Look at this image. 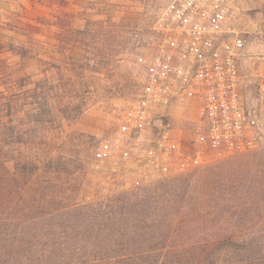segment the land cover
Masks as SVG:
<instances>
[{
	"label": "rangeland",
	"instance_id": "374dc122",
	"mask_svg": "<svg viewBox=\"0 0 264 264\" xmlns=\"http://www.w3.org/2000/svg\"><path fill=\"white\" fill-rule=\"evenodd\" d=\"M167 3L0 0V91L20 92L9 142L0 149L8 166L0 159V217L9 226L6 231L0 222V264L71 262L76 255L60 260L53 242L81 231L70 228L79 214L69 209L87 204L103 216L136 212L143 221L135 245L104 243L95 250L86 241L88 251L138 253L125 264H264V141L161 190L149 185L156 202L147 206L139 188L109 180L93 165L95 149L117 127L119 104L141 88L145 69L138 57L155 52L153 27ZM247 8V19H254L245 30L255 48L264 8ZM197 105L172 111L185 138ZM52 213L63 216L61 225L49 221Z\"/></svg>",
	"mask_w": 264,
	"mask_h": 264
},
{
	"label": "built area",
	"instance_id": "2783aa9c",
	"mask_svg": "<svg viewBox=\"0 0 264 264\" xmlns=\"http://www.w3.org/2000/svg\"><path fill=\"white\" fill-rule=\"evenodd\" d=\"M245 0H168L156 50L138 57L141 88L119 104L117 127L94 152L107 179L141 188L186 175L264 141V16L253 48ZM197 101L189 138L172 111Z\"/></svg>",
	"mask_w": 264,
	"mask_h": 264
},
{
	"label": "trees",
	"instance_id": "16d2710c",
	"mask_svg": "<svg viewBox=\"0 0 264 264\" xmlns=\"http://www.w3.org/2000/svg\"><path fill=\"white\" fill-rule=\"evenodd\" d=\"M20 95V92L17 91H11L10 93H6V90L0 91V149L7 146L10 138V117L13 114V105H15V101L18 100V96ZM0 159H3L1 161L2 166L4 169H8L7 166V159L6 157L0 156ZM22 161V158L20 159V163ZM39 163V162H37ZM184 177H171L164 179L162 181H159L153 185L158 186L157 189L161 190V186H165L166 183H173V182H181L183 181ZM151 186L141 187L139 188L142 191L144 199L147 201L144 202V206L147 205H153L156 201L151 200L150 193H151ZM155 187V186H154ZM147 196V197H146ZM142 197V198H143ZM162 204L167 206V203L161 202ZM136 204V203H134ZM124 205V204H123ZM72 210L69 212L76 211L79 214V217L84 214V217H78L75 220L71 221L70 228L77 230L80 229L81 231L79 233H74L72 230L74 236H66L64 239H61L60 237H56L54 239L53 244L58 245V251L60 257L59 259H64L66 257H70L73 254L76 255L71 259V262L68 264H79L81 261V264H102L101 262L105 264H113L114 262H117L116 264H125L124 262L131 261L134 262L136 258H138V253L134 252H128V253H120L118 252H96V251H88L86 246V241L94 248L99 247L101 244L106 243L107 245H111V248L113 249H119L116 248V245L118 247L124 245L122 244V241L124 243L128 242L129 244L135 245L137 242V238L139 237L138 230L140 229L139 225L143 222L136 218L137 213L132 212L130 215L126 212H122V215H106L103 216L102 213L96 209V206L93 204H87V205H81L79 208L73 206L71 207ZM136 208V206L134 207ZM140 208H137L133 211H137ZM150 213V212H149ZM53 214V213H52ZM124 214H127L124 216ZM148 216V215H147ZM146 216V217H147ZM49 221H55L58 222L61 225L60 219L63 218L62 215H48ZM135 219V221L128 223V219ZM145 217V218H146ZM17 221V220H16ZM0 222L2 223V227L4 230L9 231L8 226V219L0 217ZM126 223V224H123ZM26 225L27 223L25 221L21 222V225ZM8 229V230H7ZM115 231L113 233H109L110 231ZM118 231V232H117ZM5 233V232H4ZM77 234H81L79 236H76ZM122 236V237H120ZM123 237H125L126 241L123 240ZM90 239L94 240L95 242L91 241ZM79 243H82L83 245L80 246L77 252L76 250H73L74 246L79 245ZM228 244V245H237V242L234 240H225L222 244ZM74 246V247H73ZM55 249V248H51ZM97 250V248H94ZM50 251V250H49ZM46 252H48L46 250ZM75 252V253H74ZM144 254V253H142ZM47 258L51 259L52 255L47 254Z\"/></svg>",
	"mask_w": 264,
	"mask_h": 264
},
{
	"label": "crops",
	"instance_id": "0c3cea01",
	"mask_svg": "<svg viewBox=\"0 0 264 264\" xmlns=\"http://www.w3.org/2000/svg\"><path fill=\"white\" fill-rule=\"evenodd\" d=\"M245 5H246V7H248L249 5H251L254 8H259V9L263 10V8H264V0H257V1H252V0L248 1V0H245Z\"/></svg>",
	"mask_w": 264,
	"mask_h": 264
}]
</instances>
